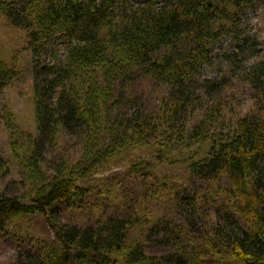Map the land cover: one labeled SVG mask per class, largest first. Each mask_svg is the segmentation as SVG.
<instances>
[{"label":"trees","instance_id":"16d2710c","mask_svg":"<svg viewBox=\"0 0 264 264\" xmlns=\"http://www.w3.org/2000/svg\"><path fill=\"white\" fill-rule=\"evenodd\" d=\"M259 5L264 0L0 2V16L26 36L37 134L18 135L25 148L12 149L31 184L29 198L16 194V183L4 184L9 169L0 155V231L42 215L55 240L18 252L16 264H264V56L237 25ZM223 39L231 40L222 54L229 76L201 79ZM232 74L252 91L255 110L225 129ZM16 76L0 59V121L11 132L2 98ZM145 83L164 89L151 106L140 89ZM67 143L78 149L74 162L45 159L47 148ZM143 149L151 158L128 167L149 181L135 214L84 228L52 219L57 206L89 193L84 182L119 153ZM178 163L187 182L201 186L193 195L213 211L179 197L187 188L181 178L152 173L156 164ZM161 203L168 207L155 210L154 221L150 205Z\"/></svg>","mask_w":264,"mask_h":264},{"label":"rangeland","instance_id":"374dc122","mask_svg":"<svg viewBox=\"0 0 264 264\" xmlns=\"http://www.w3.org/2000/svg\"><path fill=\"white\" fill-rule=\"evenodd\" d=\"M23 0H0V2L19 4ZM133 4H143L144 0H131ZM167 1H163L161 7H170ZM238 28L243 37L255 39L259 47L261 56H264V7L257 6L252 10L245 11L238 19ZM230 39L223 41L216 47L211 63L203 67L200 78L210 81H217L221 77L229 76L227 63L223 61L222 54L228 50ZM25 34L11 27L4 18L0 16V59L15 70L17 76L13 85L8 88L3 95L4 107L13 116V132L0 121V155L6 160L9 175L4 181L6 183H16V194L22 198H29L32 195L31 184L25 179L24 169L13 158L12 149L25 148L24 137L36 138L34 100L32 92L31 55L26 50ZM231 73V72H230ZM157 88V87H156ZM145 91L147 97L145 102L148 106L156 102L164 94V89L155 90L149 84H144L140 88ZM144 93V92H143ZM226 104V115L223 119V126L229 129L235 121L237 115H243L249 111H254V95L252 91L243 83L239 82L233 74L229 78V88L223 95ZM149 108V107H148ZM14 134L15 136H12ZM15 146V147H14ZM203 151H200L201 154ZM152 154L148 150H136L121 152L106 167L98 171L92 180L84 182V187L89 191L82 199L74 198L67 204L59 205L55 208L52 219H58L65 225L84 228L94 224L99 219L108 216L123 218L126 214L136 212V205L133 203L140 197L144 186L148 180L139 179L138 176L128 172L129 165L133 159L142 157L151 158ZM61 157L74 162L78 157V149L75 144H62L54 150H46L45 159L47 161H58ZM186 168V167H185ZM183 166L178 164H156L154 176L170 175L182 179L186 190L179 197H187L194 201L199 200L202 209L213 211L214 207L201 201L192 190L201 189L199 183L195 181L187 182L188 172ZM19 182L24 185H19ZM83 185V183H82ZM199 193L201 190H199ZM137 203H142L137 201ZM168 206L161 203L157 207L150 205V210L154 211L153 220L160 216L159 212L166 210ZM158 210L159 212H155ZM210 219V217H207ZM152 224V223H151ZM139 228L130 232L132 239L139 236ZM39 242L54 243V236L46 224V218L42 215L19 218L9 221L0 231V264H16V255L20 251H31ZM149 255L164 254L163 250L147 251Z\"/></svg>","mask_w":264,"mask_h":264}]
</instances>
